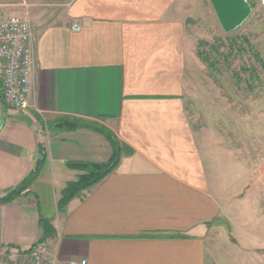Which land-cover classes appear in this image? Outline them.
Returning <instances> with one entry per match:
<instances>
[{
  "label": "crops",
  "instance_id": "crops-1",
  "mask_svg": "<svg viewBox=\"0 0 264 264\" xmlns=\"http://www.w3.org/2000/svg\"><path fill=\"white\" fill-rule=\"evenodd\" d=\"M195 5L0 0V22L29 20L38 63L28 109L7 107L0 90V197L46 153L29 189L0 204V253L21 259L43 239L57 264H215L225 252L218 239L238 227L240 170L209 160L187 109ZM60 117L103 125L123 147L117 168L64 210L61 192L80 174L68 163L106 162L113 146L93 128L56 127ZM43 219L53 227L46 236Z\"/></svg>",
  "mask_w": 264,
  "mask_h": 264
},
{
  "label": "rangeland",
  "instance_id": "rangeland-1",
  "mask_svg": "<svg viewBox=\"0 0 264 264\" xmlns=\"http://www.w3.org/2000/svg\"><path fill=\"white\" fill-rule=\"evenodd\" d=\"M196 1L187 109L199 142L208 143L209 160L240 170L241 200L231 215L238 227L218 239L225 252L214 253L215 264H264V0H248L252 13L232 32L222 28L211 0Z\"/></svg>",
  "mask_w": 264,
  "mask_h": 264
},
{
  "label": "built area",
  "instance_id": "built-area-1",
  "mask_svg": "<svg viewBox=\"0 0 264 264\" xmlns=\"http://www.w3.org/2000/svg\"><path fill=\"white\" fill-rule=\"evenodd\" d=\"M76 30L80 26L76 24ZM34 33L28 19L10 16L0 22V90L4 103L14 110L30 107L35 59ZM58 254L48 242L38 240L27 256L13 259L0 253V264H57ZM70 264H88L86 258Z\"/></svg>",
  "mask_w": 264,
  "mask_h": 264
},
{
  "label": "trees",
  "instance_id": "trees-1",
  "mask_svg": "<svg viewBox=\"0 0 264 264\" xmlns=\"http://www.w3.org/2000/svg\"><path fill=\"white\" fill-rule=\"evenodd\" d=\"M56 127L62 129H77L80 127L93 128L96 131L104 134L113 146V155L106 162H85V161H71L68 167L80 171L76 181L69 182L61 192V197L58 201L59 209L64 210L68 203L75 197L80 196L85 190L102 181L107 175L115 170L121 161L123 147L116 134L109 128L94 122H87L79 118L60 117L53 122ZM41 157L37 161L31 173L23 180V182L12 188L8 193L0 197V204L8 203L22 195L29 189L32 182L40 173V170L45 162V149H40ZM45 228V236L53 232V227L50 221L42 220ZM45 239H43L44 241Z\"/></svg>",
  "mask_w": 264,
  "mask_h": 264
},
{
  "label": "water",
  "instance_id": "water-1",
  "mask_svg": "<svg viewBox=\"0 0 264 264\" xmlns=\"http://www.w3.org/2000/svg\"><path fill=\"white\" fill-rule=\"evenodd\" d=\"M222 28L232 32L251 15L253 7L248 0H211Z\"/></svg>",
  "mask_w": 264,
  "mask_h": 264
}]
</instances>
